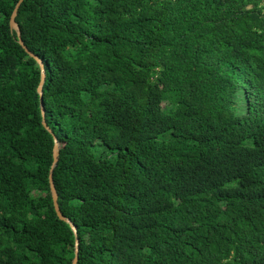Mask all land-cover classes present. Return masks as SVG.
Wrapping results in <instances>:
<instances>
[{
  "label": "trees",
  "instance_id": "1",
  "mask_svg": "<svg viewBox=\"0 0 264 264\" xmlns=\"http://www.w3.org/2000/svg\"><path fill=\"white\" fill-rule=\"evenodd\" d=\"M0 0V264H264V0Z\"/></svg>",
  "mask_w": 264,
  "mask_h": 264
},
{
  "label": "water",
  "instance_id": "2",
  "mask_svg": "<svg viewBox=\"0 0 264 264\" xmlns=\"http://www.w3.org/2000/svg\"><path fill=\"white\" fill-rule=\"evenodd\" d=\"M23 2V0H18V2L16 3L14 10L11 14L10 17V26L12 30H16L17 34H18V40L21 43V45H23V47L26 49V51L28 53H30L31 56H33L40 64V68H41V80L40 83L38 85V92L40 94V98H41V107H42V116H43V125L49 129L50 131H52L50 129V127L48 126L46 119H45V106H44V102H43V84L45 82L46 79V72H45V66H44V62L41 58H39V56L35 53H33L24 43L22 36H21V30H20V26L19 23L16 21V17L18 15V10L19 7L21 5V3ZM55 139V144H54V149H53V163L50 169V185H51V190H52V195H53V201H54V207L55 210L58 214V216L63 219L66 220L67 222L70 223L73 231L76 234V243H75V257L73 259L72 264H77L78 261V252H79V238L77 237V226L74 224V222H72L69 218H67L63 213L62 210L60 208L59 205V201H58V192L56 190L55 184H54V180H53V171H54V167L56 166L58 160H59V141L57 139L56 136H54Z\"/></svg>",
  "mask_w": 264,
  "mask_h": 264
}]
</instances>
